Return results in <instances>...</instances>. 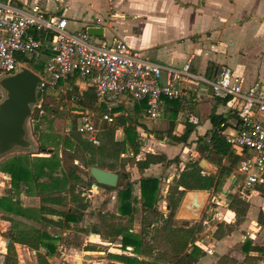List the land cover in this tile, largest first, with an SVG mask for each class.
Instances as JSON below:
<instances>
[{
  "label": "crops",
  "instance_id": "1",
  "mask_svg": "<svg viewBox=\"0 0 264 264\" xmlns=\"http://www.w3.org/2000/svg\"><path fill=\"white\" fill-rule=\"evenodd\" d=\"M12 1L21 6L26 3H38L48 13L66 17L68 19V29L73 32L85 29L90 25L101 27L96 23L97 19H102L106 21L105 25L102 24L104 27H101L103 28V35L97 36L94 39L95 43H100L103 40L109 43L124 40L132 48L140 50L145 57L166 67H181L190 61V75L181 81L175 82V86L185 91L186 95L180 98L184 99L183 103L187 109L191 103L186 102V99L189 102L191 100H198L199 102L192 110L191 108L187 110L185 107L186 110L180 111L176 118L170 120L175 123L176 134H178L177 130H180L181 126L184 127V122L185 125L187 122L196 125L189 142L194 138L198 139V136L204 135L211 128L209 115L213 109H216L218 113L229 110L227 104L224 102L219 103L213 93L209 91L211 89L210 82L214 79L220 67H230L242 80L245 87L258 85L264 75V66L261 69L256 68L259 66L256 63L258 61L262 63L264 59V0ZM252 50L263 51L262 57L254 58L255 68L246 63L251 57L249 54ZM40 56L45 58L43 54ZM163 80H166V76ZM83 83L86 84V81H83ZM198 108L201 110L200 116L196 114L197 116L193 115L188 120L183 121V115L187 111L195 112ZM165 113L173 115L170 105L166 104ZM194 148L195 154L198 153L196 144ZM175 165L180 166L177 164L169 167L152 165L145 170L146 175L144 176H156L167 183L160 190L161 199L158 202V210L162 213L168 211L166 196L169 187L184 167H180L178 173L174 172L167 175V172L171 171V168H174ZM227 165H229V162H226L225 166ZM158 166L163 167L160 173H151L154 172L153 168ZM230 179L234 181V184L235 181L238 182V177L233 179V175ZM225 183L227 185L228 182ZM161 185H163V182L160 183ZM107 191L109 190L106 189L105 193ZM2 195L4 194L0 193V196ZM252 196L261 202L260 214L262 218L248 221V225L253 230L250 239H252L254 245L264 246V189L248 191L246 196L241 197L251 198ZM30 202L29 208H39L41 205L40 198L38 200L30 199ZM24 206L28 207L26 204ZM56 208L62 209L63 207ZM253 208L254 206H252ZM179 209L180 207L175 215L177 224L185 222V220L177 219ZM118 214L120 213L118 212ZM142 215L137 216V220L134 217L131 218V216H124L126 221L122 231L129 230L141 233ZM5 216H10L13 220H8ZM17 217L0 209V255L6 258V245L9 239L5 233L12 228L35 227L46 230L55 238L53 243L57 247L53 253H50L45 247H41L44 250H36L16 243L19 264H40L37 257L38 251L46 254L48 264H125L116 258V254L136 256L133 253L134 247L130 246L132 249H128L129 246H127V250H130V253H128L127 250L124 251L122 247L118 248L115 242L110 241L107 238L110 235H103L101 231L95 233L93 228L91 230L87 229V231L76 229L75 225L82 224V222L78 224L70 223V227L62 228L50 222H42L38 218ZM47 217L54 220L58 219L56 215L49 214ZM210 220L211 216L204 224H209ZM190 223L193 224L192 221ZM246 224H244L243 229ZM210 228H212L210 225L205 228L202 237L196 242L206 252L197 264H216L223 254L232 255L239 260L244 259L245 252L242 250V245L246 240L245 236L239 237V232L233 231L227 236L217 239L214 237V228L211 230ZM56 230L58 231L56 232ZM76 233L79 234V244L73 242ZM115 237L122 240V236H114L113 238ZM236 247H240L239 250ZM207 249L210 251H207ZM191 250L192 248L189 251ZM139 258L143 257L139 256Z\"/></svg>",
  "mask_w": 264,
  "mask_h": 264
},
{
  "label": "trees",
  "instance_id": "2",
  "mask_svg": "<svg viewBox=\"0 0 264 264\" xmlns=\"http://www.w3.org/2000/svg\"><path fill=\"white\" fill-rule=\"evenodd\" d=\"M37 36L45 39L42 33ZM46 54H50L48 49L44 50V56ZM44 63L45 59H41L38 64L34 65V68L37 71H41ZM69 83L65 91L63 90L56 94L48 92L41 96V105L35 108L31 119L36 121L40 118V115L46 112L52 115L62 114L66 104L65 101L72 106L71 111H94L98 109L96 106L97 98L92 87L82 91L77 83V78H69ZM183 101L184 99L180 97L167 100V105L172 108L173 118H176L179 112L185 109ZM217 101L219 103H227L226 100L218 98ZM145 110L146 102L144 101L135 103L131 109L117 108L115 110V121L113 123H102L99 145L93 144L80 133L77 130V121H74L73 130L68 138V145L73 152L72 157L81 159V162L87 168L97 166L119 174L121 173L120 166H125L128 162H132L142 172L152 165L165 167L173 164L180 165L183 160L179 155L169 157L166 153L149 151L145 153L144 157L138 158L143 148V141L138 128L142 127L150 133L153 132L145 122L141 121L146 116ZM74 115L76 116V114ZM209 119L212 126L204 135H200L195 140L196 151L203 158L217 165L219 169L217 172H205L204 174V170L199 166L198 159L190 160L186 163L169 187L166 196L167 213H162L158 210V202L161 199V180L159 177L142 176L138 180H133L131 175H126V186L118 190L120 201L118 211L122 216H131L132 218L138 212L135 204L141 199L143 213L142 231L141 233H135L129 230L122 231L123 229H121L113 233V235L122 236V247L125 250L127 246L134 247L133 253L136 255L116 254V258L119 261L125 264H197L206 253L205 250L196 244L199 235L204 229L203 222L191 224L185 221L177 224L175 215L186 191H222L226 178L237 173L236 167L239 157L232 153L222 133L228 126L237 123L236 115L231 110L218 113L216 109H213ZM43 121L44 118L41 117L40 123L34 125V131L39 130ZM195 126V124L187 122L185 131L178 135L174 133L175 123L172 121L167 129V138L173 144H186L189 142ZM120 129L124 132L122 139L116 138V133ZM154 133L160 134L161 132L154 131ZM122 154H127V160L121 157ZM38 161L36 165L34 163L31 164L29 158L22 155L15 157L7 164H3L1 171L10 173L12 187L5 195L0 196V209L10 214L28 218L34 216L42 222H50L62 228L70 227V223L78 224L82 222L89 203L81 197L82 192L76 189L75 182L82 180L78 174L77 165L69 167L65 175L62 173V177L65 178L63 182H69L68 188H66L65 186L61 187L64 183L62 182V177H60V163L56 160L54 154H51L50 157L39 156ZM226 162H229V165L225 166ZM95 182L91 175L85 179L87 188H90ZM33 183L38 187L39 192L37 191L36 193L40 196L41 205L39 208L29 209V207L23 205L18 195L24 191L21 186L27 187V192L32 193L33 189L29 187ZM136 184L139 185V194H135L134 186ZM102 186L110 191L117 190V188ZM67 189L68 194L64 195L62 192ZM27 192L26 195H28ZM68 204L71 205L69 208L66 207ZM52 205L62 206L65 209H57ZM248 207L249 202L240 195L239 197L235 195L230 203V208L241 216H246ZM31 210H34L38 216L32 215ZM49 214L58 216V219L48 218ZM5 217L8 220H13L10 216ZM165 219H167V222H165ZM220 229L221 224L218 225L215 235H220ZM93 231L100 233L98 225H94ZM233 231L232 229L230 232L232 233ZM5 235L10 240L6 250L5 264H19L15 247L16 243L36 250L45 247L50 253L57 249L53 243L55 238L48 231L41 228H12ZM163 247L165 250L161 249ZM190 248H192L191 251H189ZM242 250L245 252L243 260H239L229 254H223L219 257L216 264H264V246L254 245L252 239H246L242 245ZM139 256L143 258H139ZM37 257L40 264H48L45 253L38 251Z\"/></svg>",
  "mask_w": 264,
  "mask_h": 264
},
{
  "label": "built area",
  "instance_id": "3",
  "mask_svg": "<svg viewBox=\"0 0 264 264\" xmlns=\"http://www.w3.org/2000/svg\"><path fill=\"white\" fill-rule=\"evenodd\" d=\"M105 23L97 19L96 24L104 27ZM39 33L45 39L39 38ZM96 37L88 32V27L70 31L66 17L50 14L38 3L21 6L12 0H0V78L18 72L48 49L44 67L37 72L40 82L34 107H40V97L51 89H63L69 78L86 81L96 95L98 112L75 110L77 130L99 145L102 123H113L115 110L124 103L134 106L144 101L146 117L160 119L168 99L186 95L175 82L190 75L191 62L166 67L124 40L95 43ZM210 85L213 95L226 100L238 119L222 133L232 153L239 157L234 178L238 177L239 193L246 196L248 191L264 188V75L258 85L245 87L230 67L222 66ZM105 191L97 182L88 188L89 193ZM0 264H5L2 255Z\"/></svg>",
  "mask_w": 264,
  "mask_h": 264
},
{
  "label": "rangeland",
  "instance_id": "4",
  "mask_svg": "<svg viewBox=\"0 0 264 264\" xmlns=\"http://www.w3.org/2000/svg\"><path fill=\"white\" fill-rule=\"evenodd\" d=\"M72 28V27H70ZM74 29V28H73ZM251 57L248 60V62L251 65L252 68H255V62L254 58L256 57H262L263 51L261 50H252L251 53L249 54ZM41 59H45L43 56H38L33 58L32 62H27L26 67L31 68L32 70L37 71L34 68V65L38 64V62ZM256 64L257 69H261L264 66V59L263 62L258 61ZM79 82V83H78ZM77 83L80 86V89L82 91H85L88 87L86 84L83 83V81H77ZM70 83H68L65 87L59 88V89H51L50 94H56L61 91H65L67 86ZM211 93H213L212 88L209 89ZM5 92L0 88V101L4 98ZM189 104V108H194L198 104V100H191L189 102L188 99H186ZM65 107H64V112L59 115H52L50 113H45L40 115V118L38 120H33L29 119L27 122V130H28V137L33 141L34 146L32 149L28 150H23V149H16L9 154L0 157V193H3L4 195L6 192L9 191V189L12 187L11 184V175L10 173L1 171V168L3 164H7L12 159L15 157H20L23 155V157L29 158L31 164H38V157H50L51 154H54L56 160L59 161L60 163V177L66 174V171L68 170L69 167H72L74 165H77L78 167V174L82 178V180L75 182L76 189L81 193V197L84 198V201L89 203V206L86 210V215H84L82 224L75 225L76 229H83L82 231H87L91 230V228L94 227V225H98L99 230L102 232L103 235H110L107 238H109L110 241L115 242L116 246L118 248L122 247L121 245V239L118 237L113 238V233L118 232L123 228V225L125 223L124 216L121 214H118V208H119V197H118V190L122 189L126 186L127 183V178L126 175H131L133 180H138L140 177L146 175V171H140L137 166H135L132 162H128L125 166H120L121 170V181H119V186L115 187L117 190H112V191H107V193H89L88 188L85 184V179L89 178L90 174V168H87L83 165L81 162V159H75L72 157V148L68 145V138L73 130V122L77 121V124L79 123V119L74 115L75 111H71L70 104H67V101H65ZM122 108L125 109H131L134 106L130 104H123L121 105ZM186 107V106H184ZM36 107H34L35 110ZM189 108L186 109L189 110ZM185 109V110H186ZM200 108L196 109V111H187L186 114L183 115V121L188 120L191 116H200L199 114L201 110ZM96 113L98 112L97 109L94 110ZM34 113V111H33ZM207 113V111H206ZM197 114V115H196ZM41 117L44 118L43 123L41 122L39 130L34 131V125L36 123H40ZM173 118L172 115L165 113L160 119L158 120H149L145 116L144 118L141 119V121L145 122L150 130L153 132L150 133L144 128H140V135L141 139L143 141V148L141 154L138 156V158H142L145 156L146 152H156V153H166L169 157H174L176 155H179L182 159L183 162L180 166H173L174 168H171V171L167 172V175H170L171 173H178L180 170V167L184 166L186 160H194L197 159L195 156V140L197 138H194L190 142L183 144V143H172L169 138H167V129L170 126V120ZM185 122H184V127L181 126L180 130H177L178 134H181L185 131ZM154 131H159L161 132L160 134H155ZM174 133H176V128L174 130ZM198 136V134H197ZM196 136V137H197ZM124 137V132L122 129L120 131H117L116 133V138L122 139ZM199 137V136H198ZM44 145V146H42ZM46 149V150H44ZM50 149V150H48ZM51 151V152H50ZM51 153V154H50ZM123 159L127 160V154H122L121 156ZM84 166V167H83ZM160 167V168H159ZM163 167L158 166L157 168H153L154 172L151 173H160ZM237 170V167H236ZM234 175V174H232ZM231 175V176H232ZM231 176L226 178L225 182H228L227 185L226 183L223 186V189L227 190V193H223L222 191H210L212 193V197L210 198V201L207 203L206 209L203 211V215L201 216L200 220L198 221H192L193 224H197L200 222H203L204 229L202 233L199 235V238L202 237V234L205 232V228H208L209 225L210 227L214 228L216 231L217 227L219 224H221V229H220V235H215L214 232V237L217 239L223 238L227 236L230 231L233 229L234 231L239 232V237L245 236L246 239H250L252 236L253 230L250 228V225H248V221L250 220H260L261 214L260 210L262 209V205L260 204V200L253 198V196L250 198L245 197L244 199L249 202V207L246 216H241L240 214L235 213L231 208H230V203L233 200L234 196H241L239 193V187L233 183V180L231 181ZM65 178L62 177V182L65 181ZM163 182V185L160 186V190L164 188V185L166 181ZM64 183V182H63ZM68 184L64 183L61 187H66L68 188ZM30 189H33L32 193H28L27 190L28 188L25 186H21V189L24 190L21 192L20 195H18V198L22 201L23 205H27L29 207L30 199H37L40 198L38 193V187L35 183L32 184ZM135 189V194H139V185L134 186ZM26 192L28 195H26ZM39 192V191H38ZM188 191H186L187 193ZM64 195L68 194V189L64 192H62ZM185 193V195H186ZM90 194V196H88ZM184 195V196H185ZM254 201V202H252ZM137 206L138 212L133 216L135 220H137V216L140 217V214L142 213V200L139 199L138 203L135 204ZM71 205L68 204L66 207L69 208ZM252 206L254 208L252 209ZM53 207H58L61 208L62 206H56L54 205ZM29 209H34V208H29ZM64 209V207L62 208ZM31 214L38 216V214L35 213L34 210L30 211ZM15 217L19 215H15ZM209 216H211V220L209 224H204L205 221H208ZM57 217V216H56ZM32 218H37V217H32ZM30 218V219H32ZM124 218V219H123ZM133 218V219H134ZM18 219V217H17ZM247 221V224H246ZM191 222V221H190ZM244 224H246L245 228ZM80 225H83L82 227ZM21 226V225H19ZM27 227V226H26ZM210 228V230L212 229ZM58 230H56L57 232ZM53 232V231H52ZM121 236V235H120ZM79 234L76 233V237L74 238L73 242L76 244H79L80 242L78 241ZM198 238V239H199ZM121 244V245H120ZM240 247H236L237 250H239ZM124 249V247H122ZM164 249L165 248H161ZM127 250V247H126ZM124 249V251H126ZM128 253H130V250H127Z\"/></svg>",
  "mask_w": 264,
  "mask_h": 264
},
{
  "label": "water",
  "instance_id": "5",
  "mask_svg": "<svg viewBox=\"0 0 264 264\" xmlns=\"http://www.w3.org/2000/svg\"><path fill=\"white\" fill-rule=\"evenodd\" d=\"M88 32L94 36H102L103 28L90 26ZM39 82L38 73L26 66L12 75L0 78V88L5 92L4 98L0 101V157L16 149L28 150L34 146L28 137L27 122L33 116L34 106L38 102ZM195 156L203 170L218 171V166L203 158L201 154L196 153ZM189 161L187 160V163ZM90 174L100 185L113 188L119 186L121 175L117 172L92 166ZM223 193H227V190L223 189ZM211 197L212 193L209 190H189L181 203L177 219L200 220ZM9 243L10 240L7 241V247ZM128 249L132 247L129 246Z\"/></svg>",
  "mask_w": 264,
  "mask_h": 264
}]
</instances>
